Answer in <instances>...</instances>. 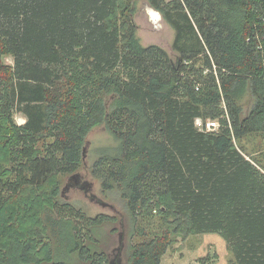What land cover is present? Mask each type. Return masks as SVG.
<instances>
[{
	"label": "trees",
	"instance_id": "16d2710c",
	"mask_svg": "<svg viewBox=\"0 0 264 264\" xmlns=\"http://www.w3.org/2000/svg\"><path fill=\"white\" fill-rule=\"evenodd\" d=\"M134 1L0 0V264H108L110 218L59 205L98 126L115 145L93 174L142 238L128 264H162L198 234L222 236L237 264H264V168L235 144L264 134V0H147L176 59L142 45Z\"/></svg>",
	"mask_w": 264,
	"mask_h": 264
},
{
	"label": "rangeland",
	"instance_id": "374dc122",
	"mask_svg": "<svg viewBox=\"0 0 264 264\" xmlns=\"http://www.w3.org/2000/svg\"><path fill=\"white\" fill-rule=\"evenodd\" d=\"M173 0H165L169 3ZM134 21L138 26L137 35L143 46L156 45L164 49L172 59L177 58L173 50L175 39L174 30L164 20L162 14L154 9L147 0H135L133 3ZM9 65H14L12 57H6ZM240 104L247 116L254 106V99L247 94ZM17 125H24L26 117L21 113L14 115ZM218 122L219 120H215ZM219 124V122H218ZM238 149L243 150L246 157L259 167L264 168V134H254L241 140H235ZM115 142L104 126L93 128L88 134L84 147V161L81 169L73 175H78L77 181L69 184L72 175L59 176L61 181L60 206L68 203L77 210H82L87 217L95 218L104 215L110 218V223L102 226L100 239L103 248L114 258L120 254L123 264H128L127 255L129 246L140 243L142 238L133 237L131 226L124 205L118 194L102 192L100 181L93 174L94 163L100 153L113 147ZM8 165L5 169H10ZM66 185H68L66 187ZM27 226V225H26ZM137 226L145 232H150L146 220L140 218ZM70 264H84L77 255H74ZM162 264H237L234 252L227 241L218 234L190 235L186 238L178 237L163 257Z\"/></svg>",
	"mask_w": 264,
	"mask_h": 264
},
{
	"label": "built area",
	"instance_id": "2783aa9c",
	"mask_svg": "<svg viewBox=\"0 0 264 264\" xmlns=\"http://www.w3.org/2000/svg\"><path fill=\"white\" fill-rule=\"evenodd\" d=\"M197 127L204 132H212L219 129V124L216 121L208 120L204 122L201 119H197L196 121Z\"/></svg>",
	"mask_w": 264,
	"mask_h": 264
},
{
	"label": "flooded vegetation",
	"instance_id": "af4514ba",
	"mask_svg": "<svg viewBox=\"0 0 264 264\" xmlns=\"http://www.w3.org/2000/svg\"><path fill=\"white\" fill-rule=\"evenodd\" d=\"M109 259H108V264H123L121 261L120 254L116 253L114 258H110V254L108 253Z\"/></svg>",
	"mask_w": 264,
	"mask_h": 264
},
{
	"label": "water",
	"instance_id": "95a60500",
	"mask_svg": "<svg viewBox=\"0 0 264 264\" xmlns=\"http://www.w3.org/2000/svg\"><path fill=\"white\" fill-rule=\"evenodd\" d=\"M77 177H78V175L76 174V175H73L71 178H70V182H69V184L71 183V182H73V181H77ZM68 185H66V187H67Z\"/></svg>",
	"mask_w": 264,
	"mask_h": 264
}]
</instances>
